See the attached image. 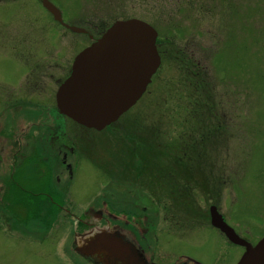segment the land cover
I'll return each mask as SVG.
<instances>
[{
    "label": "rangeland",
    "instance_id": "1",
    "mask_svg": "<svg viewBox=\"0 0 264 264\" xmlns=\"http://www.w3.org/2000/svg\"><path fill=\"white\" fill-rule=\"evenodd\" d=\"M49 1L65 24L93 36L116 20L135 18L156 30L159 43L166 41L152 84L125 117L170 154L149 156L155 163L151 171L139 176L131 171V181L114 182V191L111 169L105 174L97 163L114 168V145L99 143L91 162L69 155V178L56 155L63 140L47 141L50 133L37 128L32 133L37 158L26 162L51 173L37 171L24 180L18 172L13 182L25 195L4 200L0 195V264H87L73 250L74 232L83 228L78 221L84 211L97 209L107 192L106 204H149L156 264H176L179 256L199 264H235L241 248L224 243L208 220L194 221L192 215L200 218L211 205L248 242L264 234V0ZM89 43L56 24L40 0H0V175L8 172L4 153L22 147V135H28L27 115L54 107L57 87ZM180 147H188V166L192 152L199 156L195 198L183 202L182 213L165 217L158 204H170V188L161 186L155 169L164 159L170 163ZM181 160L177 170L168 166L167 172L177 173ZM136 180L149 203L138 198ZM2 187L0 181V194Z\"/></svg>",
    "mask_w": 264,
    "mask_h": 264
},
{
    "label": "water",
    "instance_id": "2",
    "mask_svg": "<svg viewBox=\"0 0 264 264\" xmlns=\"http://www.w3.org/2000/svg\"><path fill=\"white\" fill-rule=\"evenodd\" d=\"M41 7L52 20L74 34L87 35L91 43L74 58L68 76L54 95L57 112L77 125L101 131L131 108L150 84L160 66L157 33L139 19L114 21L99 37L85 29L65 24L62 14L49 0ZM210 225L225 239L243 248L236 264H264V235L254 245L235 234L217 212L209 209ZM73 249L82 258L99 264H144L142 256L118 233L91 232L76 239Z\"/></svg>",
    "mask_w": 264,
    "mask_h": 264
},
{
    "label": "flooded vegetation",
    "instance_id": "3",
    "mask_svg": "<svg viewBox=\"0 0 264 264\" xmlns=\"http://www.w3.org/2000/svg\"><path fill=\"white\" fill-rule=\"evenodd\" d=\"M165 43L166 41H163L161 43L158 42L157 49L161 61L162 55L161 51H159V48L162 44ZM152 81L146 87L145 92L142 94L140 99L147 92V89L152 84ZM140 99L137 101V103L140 101ZM133 107L120 115L114 123L108 125L101 131H94L91 129L79 127L65 120V118H63L64 116L58 114L56 110L52 108L47 109V111L43 113L34 111L31 113V115H27L28 135H22V137L24 138L22 147L17 149L14 148L4 153L6 155V160L8 161V172H3L1 173L2 175H0V181L2 182L3 186L2 189L4 188L2 194H0L3 200L11 196L22 195V191H24L23 194L25 195L26 190L22 187H17V185H15L13 182L15 180L14 176L16 173L20 172L21 174H23L24 180H31V174L37 171H40L42 175L51 173L47 170L48 168H45L44 170H37L34 167V164L32 167L30 162H26L34 158L37 154L34 146H32V144L36 142V137H34L36 135H32V133L35 132L34 130H36L37 128H40V130L41 128H44L43 132L46 130V135H49L50 133V136L46 137L47 141H54L55 139L57 140L59 138L63 140V143L59 144V146L56 147V155H59V164L61 168L67 170L66 172L68 173L67 175L69 178L72 176V164L67 163L68 156L71 155L73 158L86 157V159L91 162V160H95V149L97 148L96 146L101 142H106L108 145L112 144L115 148L113 160L114 168L110 164V162H97L100 165L99 169H102L105 174H110L112 171L111 175L114 177H111L113 181V183L110 184L111 190L115 191L116 186L114 187V182L119 183L123 181L128 182L129 180L131 181V175L129 174L131 173V171H133V173H135L137 176L144 173L146 171V168L150 169L151 171V165L155 164L153 163V161H151V159H149V155L151 154V152H154L157 155L162 154L164 156L170 153L167 151V147L165 145H152V149L151 147L145 148L146 146L144 145H136L138 143H142V141L146 139V136L142 135L140 131L132 128L134 122L136 121L135 119L129 121L130 118L125 117ZM37 117H52L53 122L49 125L46 123L41 124L40 122H37ZM40 121L43 123L42 120ZM67 124H69V128ZM21 131H24V129H22ZM133 143H135V145H133ZM123 144H125L124 148L129 149V152H127L126 150L124 152L122 148ZM119 152L121 154V158ZM175 152L176 153L172 154V161L170 163H167L164 159L163 163L159 162L158 168L155 169L159 174L158 181L160 180L161 184H163L161 186H164L165 189L167 187L170 188L168 190L169 197L171 199L170 204L166 206L165 200L164 203L158 204L160 209L157 210V212L163 210V212H165V217H167L166 214L174 216L179 212L182 213L183 202H188L190 199L192 200V195L195 198L194 193L192 192L196 188V184L198 183V179L194 176L197 173L196 170L198 169L199 163V156L196 152H192V164L190 166L187 165L189 163L181 165L179 171H177V173H172V175L167 172V170H172V167H175L177 164H179V159L181 160V156L185 158L181 160L182 163L180 164H183V160L185 161L187 158L190 159V157L187 156V154L189 153L188 147H180V150ZM145 155L147 157H145ZM134 159L137 160L134 161ZM0 162V164L2 165L1 160ZM28 165L30 166L28 167ZM168 166H170V169ZM109 168L111 169V171L109 170ZM175 170H177L176 167ZM167 180H171L173 184H167ZM136 183V194L139 195L141 184L138 180H136ZM107 194L108 192L102 194L103 200L99 203L97 209L91 206L84 211L82 215L83 220L80 219L78 221L80 226L83 227L81 231H79L80 233H82L79 238L83 235H87V233L89 232H98L101 230L108 233H114V231L118 232L125 240V242L131 244L137 251V253L142 256V260L143 262H145L144 264H156L154 262L155 249L151 250L155 242V237L154 233L151 232L153 230L154 222H152V219L149 216V204L148 208L146 206L138 207L136 205V202L134 204V201L128 202L114 200V203L109 202L108 204H106V200L104 198H106ZM115 194L116 196H121L120 192ZM124 195L127 194L124 192ZM138 198L143 199V201L146 200L148 203L150 201L149 197H145L144 194L142 196L139 195ZM210 206L211 205H208L206 213H203L204 215L200 213V218L197 217V214L192 215L195 217H193L194 221H197V219L202 220L204 218V220H208L209 223ZM209 228L214 230L212 227H210V225ZM214 231L218 234V236L223 240L224 243L229 245V243L224 239L223 235L220 232H218L217 230ZM152 237L153 242H151ZM84 260L85 262H87V264H99L94 259V257L86 258ZM114 264H119L117 259L114 261ZM176 264L199 263L187 257L179 256L176 259Z\"/></svg>",
    "mask_w": 264,
    "mask_h": 264
},
{
    "label": "trees",
    "instance_id": "4",
    "mask_svg": "<svg viewBox=\"0 0 264 264\" xmlns=\"http://www.w3.org/2000/svg\"><path fill=\"white\" fill-rule=\"evenodd\" d=\"M107 27H104V28H101L100 30H99V32H97L98 34L99 33H101L102 31H104L105 29H106ZM133 145H135V143H133ZM137 146H141V145H144V146H146L145 148H147V147H151L152 146V142L150 141V140H143L142 141V143H138V144H136ZM151 149H152V147H151ZM144 153H145V149H144ZM154 156V157H157V154L156 153H154V152H151V154L149 155V156ZM145 157H146V155H145ZM149 159H151L150 157H149ZM137 159H134V161H136ZM184 164H186V162L184 161L183 162V164H181V165H184ZM15 208V207H14ZM22 208V207H21ZM12 210V209H11ZM13 211V210H12ZM14 213L16 212V211H13ZM17 213V212H16ZM16 217H18V216H16Z\"/></svg>",
    "mask_w": 264,
    "mask_h": 264
}]
</instances>
